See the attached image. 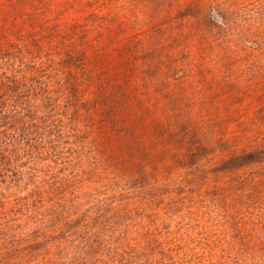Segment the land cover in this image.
I'll return each instance as SVG.
<instances>
[{
    "label": "trees",
    "instance_id": "16d2710c",
    "mask_svg": "<svg viewBox=\"0 0 264 264\" xmlns=\"http://www.w3.org/2000/svg\"><path fill=\"white\" fill-rule=\"evenodd\" d=\"M43 31L0 30V264H264V235L248 234V219L264 222V126L248 124L247 149L204 170L198 155L187 157L194 172L161 183L150 162L105 152L95 114L108 103L118 119L121 92L96 88L84 46L56 55ZM244 40L248 91L258 95L264 0H248ZM220 141L228 147L231 138L204 144ZM245 169V178L216 184ZM235 191L245 199L232 205Z\"/></svg>",
    "mask_w": 264,
    "mask_h": 264
},
{
    "label": "rangeland",
    "instance_id": "374dc122",
    "mask_svg": "<svg viewBox=\"0 0 264 264\" xmlns=\"http://www.w3.org/2000/svg\"><path fill=\"white\" fill-rule=\"evenodd\" d=\"M209 15L224 30L214 31ZM24 26L44 30L39 39L56 55L86 48L96 88L121 92L118 119L108 103L95 114L105 152L150 162L161 183L185 181L194 172L187 157L198 155L204 170L247 149L248 124L264 126V92L248 91V0H0V30ZM223 135L228 147L204 144ZM246 176L220 175L216 184ZM235 192L232 205L245 199ZM254 221L248 234L264 235L262 219Z\"/></svg>",
    "mask_w": 264,
    "mask_h": 264
}]
</instances>
